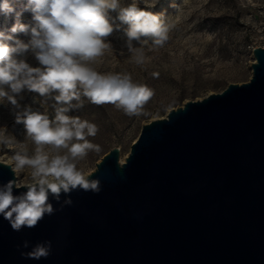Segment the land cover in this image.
Listing matches in <instances>:
<instances>
[{"label":"water","instance_id":"1","mask_svg":"<svg viewBox=\"0 0 264 264\" xmlns=\"http://www.w3.org/2000/svg\"><path fill=\"white\" fill-rule=\"evenodd\" d=\"M252 56L247 81L143 123L122 162L107 151L87 173L99 193L50 196L19 232L0 215V264H264V47ZM44 241L47 258L21 256Z\"/></svg>","mask_w":264,"mask_h":264},{"label":"clouds","instance_id":"2","mask_svg":"<svg viewBox=\"0 0 264 264\" xmlns=\"http://www.w3.org/2000/svg\"><path fill=\"white\" fill-rule=\"evenodd\" d=\"M142 3L144 0H27L24 10L31 12L32 22L22 23L11 0H0V12L6 16L16 13L8 33L0 31V102L11 104L16 122L24 125L25 141L35 146L32 154L26 143L0 131V149L16 147L11 170L14 174L28 170L30 176L23 185L16 179L0 185V215L14 231L34 228L45 215L54 214L50 196L59 202L62 193L68 195L78 188L100 192V181L90 179L78 167L90 151H99L89 140L99 128L69 113L83 108L86 99L97 106L111 104L134 116L153 96L150 88L134 82L129 73L104 74L93 67L113 50L109 37L115 31L123 30L127 50L137 65L146 61L145 46L165 45L167 24L161 14L147 10L146 5L139 7ZM18 33L28 35L27 42L13 35ZM27 54L41 66L26 62L23 57ZM25 91L39 94L45 102L54 101V119L22 109L18 100ZM20 187L26 191L14 195L13 190ZM63 204H72L70 196ZM23 247L28 248L29 242L24 241ZM20 254L35 260L47 258L51 241L37 243Z\"/></svg>","mask_w":264,"mask_h":264},{"label":"rangeland","instance_id":"3","mask_svg":"<svg viewBox=\"0 0 264 264\" xmlns=\"http://www.w3.org/2000/svg\"><path fill=\"white\" fill-rule=\"evenodd\" d=\"M11 2L16 12L21 13L20 22L31 23V12L24 10L27 0ZM145 5L147 10L161 14L167 24L169 39L165 45L145 46L146 61L137 65L127 50L123 30L115 31L109 37L113 50L106 52L93 67L104 74L129 73L134 82L146 85L154 94L141 113L134 116L111 104L97 106L86 99L83 108L69 113L99 128L95 137H89L99 151H90L78 165L86 174L113 147H118L120 156H125L143 123L165 116L169 109L187 100L220 92L228 83L247 81L254 60L252 48L264 47V0H144L139 7ZM15 22L16 13L6 16L0 12V31L8 33ZM13 35L24 42L29 39L24 33ZM23 58L33 67L41 66L31 54ZM22 96L18 100L22 109L46 113L50 120L54 119V101L45 102L35 92L25 91ZM0 131H6L18 143H26L34 154L35 146L25 141L24 125L16 122L12 106L6 100L0 102ZM15 151L16 147L0 149V161L11 166ZM14 175L17 184L29 182L28 170Z\"/></svg>","mask_w":264,"mask_h":264},{"label":"bare ground","instance_id":"4","mask_svg":"<svg viewBox=\"0 0 264 264\" xmlns=\"http://www.w3.org/2000/svg\"><path fill=\"white\" fill-rule=\"evenodd\" d=\"M125 156H120L119 159L122 162Z\"/></svg>","mask_w":264,"mask_h":264}]
</instances>
